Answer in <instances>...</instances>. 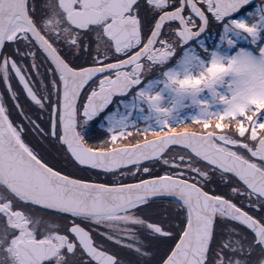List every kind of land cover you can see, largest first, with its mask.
I'll return each mask as SVG.
<instances>
[{
  "label": "snow or ice",
  "instance_id": "6c2138e0",
  "mask_svg": "<svg viewBox=\"0 0 264 264\" xmlns=\"http://www.w3.org/2000/svg\"><path fill=\"white\" fill-rule=\"evenodd\" d=\"M0 264H264V0H0Z\"/></svg>",
  "mask_w": 264,
  "mask_h": 264
}]
</instances>
